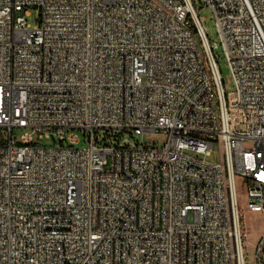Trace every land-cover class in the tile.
<instances>
[{"label": "built area", "instance_id": "1", "mask_svg": "<svg viewBox=\"0 0 264 264\" xmlns=\"http://www.w3.org/2000/svg\"><path fill=\"white\" fill-rule=\"evenodd\" d=\"M199 1L231 92L194 0H0V264H246L237 177L264 212V0ZM99 129L165 141L102 146ZM255 245L264 264V233Z\"/></svg>", "mask_w": 264, "mask_h": 264}, {"label": "rangeland", "instance_id": "2", "mask_svg": "<svg viewBox=\"0 0 264 264\" xmlns=\"http://www.w3.org/2000/svg\"><path fill=\"white\" fill-rule=\"evenodd\" d=\"M197 9H201L200 13L204 18V23L207 28V34L209 36L211 43H216L217 48L215 49L216 59L219 65L222 79L224 81V87L227 92H231L235 89L234 79L229 66V61L225 52L224 45L222 43L219 30L217 27V20L214 12L211 8L203 6L199 0H194ZM37 12L35 10L31 11V14L27 17L28 23L32 26L36 25ZM22 131L15 129L14 133L19 136ZM95 136L98 139V143L102 146L104 145H115L117 142L124 143L125 140L130 139L132 142L138 141L147 143L149 145L156 144L159 147L164 145V136L161 134H146V135H136L128 132H121L119 130H104L99 129L95 131ZM81 141L77 145L79 147L86 146L85 133L81 130H75ZM8 133L0 128V140L2 138H7ZM57 140V137H54ZM33 142L41 146H52L55 144L52 137L48 138L45 135L42 137L39 134L33 135ZM67 145V143H65ZM192 154L191 151H188ZM207 161L210 163H220L223 160L222 150L218 143H215L211 152V155L207 156ZM238 183V193L241 203V224L243 232L246 233V237L243 241L244 257L246 264H254L253 252L256 249V242L260 236L264 233V212L251 213L245 207V198L243 194V186L241 185V178L237 177Z\"/></svg>", "mask_w": 264, "mask_h": 264}]
</instances>
